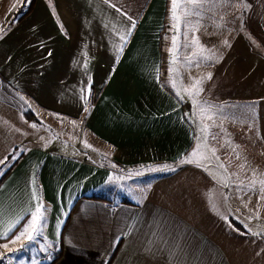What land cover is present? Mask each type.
Returning <instances> with one entry per match:
<instances>
[{
    "label": "crops",
    "instance_id": "1",
    "mask_svg": "<svg viewBox=\"0 0 264 264\" xmlns=\"http://www.w3.org/2000/svg\"><path fill=\"white\" fill-rule=\"evenodd\" d=\"M168 8L0 0L2 256L39 203L46 264H264V0ZM34 123L95 146L58 151Z\"/></svg>",
    "mask_w": 264,
    "mask_h": 264
},
{
    "label": "rangeland",
    "instance_id": "2",
    "mask_svg": "<svg viewBox=\"0 0 264 264\" xmlns=\"http://www.w3.org/2000/svg\"><path fill=\"white\" fill-rule=\"evenodd\" d=\"M185 1L182 0V7L178 9L177 13H184L185 11ZM179 2V0H178ZM169 15H172V0H169ZM168 15V17H169ZM170 15V17H172ZM167 33V30H166ZM167 67V66H166ZM166 73H168V69H166ZM166 84L170 85L168 77L165 81ZM35 128L42 130L45 135L49 137V139H53L56 141L57 146H55L56 150H61L59 146H62L63 148H66L64 152L70 155H76L81 154L84 155L83 151L81 149L89 148L95 146V142L91 143V138L95 140L94 137L90 134L89 131L84 130L85 126H78L77 124H72L71 131L69 133H59L57 126H47L45 124L41 123H34ZM77 137V138H75ZM64 139L69 140L71 143L64 142ZM79 139V140H78ZM81 143H80V142ZM77 146V147H76ZM81 146V147H79ZM103 146V144H102ZM101 146V147H102ZM106 146H103L105 152L109 153L108 148H105ZM82 151V152H81ZM87 152V151H86ZM87 154V153H86ZM152 173L148 174L145 178L140 179H128L125 181H122V183L117 184L118 189H120V194L114 195L115 199H119L120 197H129L134 200H140L144 198L145 191L147 185L152 180L151 178L154 175H151ZM41 248L37 241H32L31 244L24 246L20 250H18L16 253H6L2 259H0V264H46L47 262H50L54 258V252L55 249H51L48 254L44 256V253H41Z\"/></svg>",
    "mask_w": 264,
    "mask_h": 264
},
{
    "label": "snow or ice",
    "instance_id": "3",
    "mask_svg": "<svg viewBox=\"0 0 264 264\" xmlns=\"http://www.w3.org/2000/svg\"><path fill=\"white\" fill-rule=\"evenodd\" d=\"M240 6L245 7V8L247 7V5H244L243 3H241ZM181 7H182V0H179V2H178V0H172V19L174 21H177V23L179 22V19H180L177 12H178V9H180ZM134 26L135 25L133 23V27ZM121 39L124 40L125 37L122 36ZM175 42H176V38L173 37V47H175ZM194 43H198V41L194 40ZM225 43L227 44V41H225ZM170 71H171V69H170ZM197 83H199V82H197ZM197 91H199V90H197ZM21 99H23V97H21ZM81 99L85 100V101L87 100V98L83 95L81 96ZM85 111H87V108L85 109ZM33 126H35V125H33ZM198 155H199L198 151H194L189 158H186L185 160H183L181 162L182 163H198V161L194 159ZM33 199H37L35 191H33ZM43 208H44V206L42 204H39V203L37 204L36 210L32 214L31 221L26 226L23 227V230L19 232V235L15 236V239L10 240V243L15 244L22 239H26L29 243H31L32 241H34L36 239L37 236L42 235ZM15 223H19V220L15 221ZM15 223H13L12 227H10L8 229L9 232L12 230L13 227H15ZM4 236L6 237L7 233H4ZM24 246H25L24 244L20 245L21 248H23ZM3 247L5 249H7L9 247V244H4ZM13 250H16V249H13ZM41 251H46V249L42 247ZM2 258H3V256H2V254H0V259H2Z\"/></svg>",
    "mask_w": 264,
    "mask_h": 264
},
{
    "label": "trees",
    "instance_id": "4",
    "mask_svg": "<svg viewBox=\"0 0 264 264\" xmlns=\"http://www.w3.org/2000/svg\"><path fill=\"white\" fill-rule=\"evenodd\" d=\"M13 164H14V163H13ZM7 173H8V171H7ZM7 173H6V174H7Z\"/></svg>",
    "mask_w": 264,
    "mask_h": 264
}]
</instances>
